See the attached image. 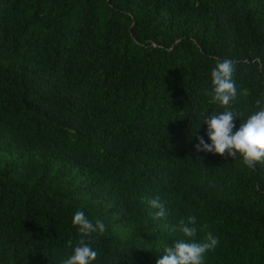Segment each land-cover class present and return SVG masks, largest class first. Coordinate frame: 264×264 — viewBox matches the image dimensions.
Here are the masks:
<instances>
[{"label":"trees","instance_id":"1","mask_svg":"<svg viewBox=\"0 0 264 264\" xmlns=\"http://www.w3.org/2000/svg\"><path fill=\"white\" fill-rule=\"evenodd\" d=\"M223 59L246 116L264 0H0V264H62L77 210L106 225L98 264H156L188 215L219 238L205 264H264V164L195 147L223 110L204 95Z\"/></svg>","mask_w":264,"mask_h":264},{"label":"clouds","instance_id":"2","mask_svg":"<svg viewBox=\"0 0 264 264\" xmlns=\"http://www.w3.org/2000/svg\"><path fill=\"white\" fill-rule=\"evenodd\" d=\"M237 62L232 59L217 60L211 70V88L205 89L204 95L210 103H216L223 109L204 116L207 136L211 143L198 137L195 145L198 152L213 153L219 156L241 158L248 169L254 170L257 164H264V93L255 100V110L248 111L238 107L245 90L238 86L235 78ZM242 123L236 129L235 121ZM150 215L154 220H167L170 210L167 202L160 196L147 199ZM79 234V240L73 254L62 264H98L100 253L94 249V237L102 236L107 228L103 221L89 219L83 210H77L72 220ZM171 233L179 234L172 246L164 248V255L156 264H205L207 253L219 246V238L211 231L203 240H198L197 218L195 215L181 217L176 223L165 225Z\"/></svg>","mask_w":264,"mask_h":264}]
</instances>
